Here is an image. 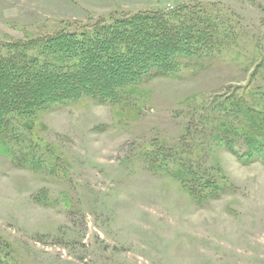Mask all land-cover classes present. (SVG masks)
Listing matches in <instances>:
<instances>
[{"label":"rangeland","instance_id":"374dc122","mask_svg":"<svg viewBox=\"0 0 264 264\" xmlns=\"http://www.w3.org/2000/svg\"><path fill=\"white\" fill-rule=\"evenodd\" d=\"M181 4L222 45L126 103L82 97L0 138V264H264V157L221 139L243 155L241 133L264 135V0H0V45ZM180 160L199 195L164 167Z\"/></svg>","mask_w":264,"mask_h":264},{"label":"trees","instance_id":"16d2710c","mask_svg":"<svg viewBox=\"0 0 264 264\" xmlns=\"http://www.w3.org/2000/svg\"><path fill=\"white\" fill-rule=\"evenodd\" d=\"M213 20L206 7L181 4L100 18L77 29L0 45V138L16 140L21 134L17 125L28 127L39 112L82 97L99 104L126 103L129 89L176 73L182 59L222 45ZM246 112L255 130L258 116ZM241 134L248 144L243 155L233 149V139L221 137L229 152L239 160L264 157V135L258 130ZM164 165L193 195L200 194L194 183L203 177L199 164L180 160ZM216 189L210 190V197Z\"/></svg>","mask_w":264,"mask_h":264}]
</instances>
